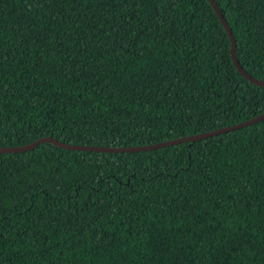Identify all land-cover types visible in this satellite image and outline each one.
<instances>
[{
	"label": "trees",
	"instance_id": "1",
	"mask_svg": "<svg viewBox=\"0 0 264 264\" xmlns=\"http://www.w3.org/2000/svg\"><path fill=\"white\" fill-rule=\"evenodd\" d=\"M213 1L264 82V0ZM229 48L207 0H0V148L251 119ZM0 264H264V119L0 153Z\"/></svg>",
	"mask_w": 264,
	"mask_h": 264
},
{
	"label": "water",
	"instance_id": "2",
	"mask_svg": "<svg viewBox=\"0 0 264 264\" xmlns=\"http://www.w3.org/2000/svg\"><path fill=\"white\" fill-rule=\"evenodd\" d=\"M209 5L211 6V8L213 9L215 15L217 16L220 24L222 25L223 29L225 30L228 39H229V43H230V48H229V55H230V59L231 62L233 64V66L235 67V69L237 70V72L243 76L246 80H248L249 82L253 83L254 85L260 86V87H264V82H261L259 80L253 79L252 77H250L249 75H247L239 66L238 63L235 59L234 56V40L233 37L231 35V32L227 26V24L225 23L223 17L221 16L219 10L217 9L215 3L213 0H207ZM264 119V112L251 118L248 119L246 121L228 126V127H223V128H219V129H215L209 132H205V133H200V134H196V135H191V136H187V137H183V138H178V139H174V140H170V141H165V142H160V143H155V144H150V145H145V146H137V147H123V148H111V147H89V146H77V145H69V144H64L61 142H57L54 139L48 138V137H43V138H39L35 141H33L32 143H29L27 145H23V146H18V147H4V148H0V153H19V152H24L30 149L35 148L37 145L41 144V143H51L56 145L57 147L60 148H64V149H69V150H84V151H96V152H110V153H118V152H139V151H146V150H151V149H156V148H162V147H166V146H171V145H175L181 142H192L195 140H199V139H203V138H207L210 136H215L217 134H221V133H225L228 132L230 130H234V129H238L241 127H245L251 124H254L260 120Z\"/></svg>",
	"mask_w": 264,
	"mask_h": 264
}]
</instances>
